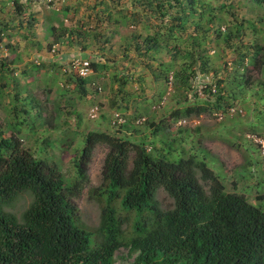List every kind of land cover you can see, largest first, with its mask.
<instances>
[{
  "label": "trees",
  "instance_id": "trees-1",
  "mask_svg": "<svg viewBox=\"0 0 264 264\" xmlns=\"http://www.w3.org/2000/svg\"><path fill=\"white\" fill-rule=\"evenodd\" d=\"M249 1L264 6V0ZM145 2L150 8L154 6L155 14L161 20L169 17L168 11L172 10L174 16L166 29L171 35L177 33L180 36L192 28L188 10L193 13L197 6L201 7L200 0L198 3L195 0ZM205 2L209 1L202 4ZM13 3L21 14L22 6L16 0ZM207 4L203 11H197L198 17L201 20L204 14H210L206 22L213 25L215 34L220 36L217 14L213 12L221 11L226 4L221 2L214 8ZM134 15L137 16L138 11ZM230 17L236 19L234 13ZM31 19L34 22V18ZM195 24L194 30L202 31L200 23ZM240 24L241 28L243 21ZM250 26L254 27L253 24ZM50 30L54 44L60 42L62 35L69 44L76 40L72 30L61 28L60 35L57 34L59 29L51 27ZM88 35L84 33L78 42L82 51L88 50V44L84 43ZM140 36H130L122 45L123 57L127 58L133 50L138 57L158 61L157 71H152L157 84L162 79L167 82V74L174 69L177 58L182 63L174 73L175 81L187 93L193 90L196 70L213 75V82H206L202 89L209 98L202 105L174 110L171 118L218 111L225 114L240 103V94L251 90L261 92V86L258 87L260 84L255 83L252 74L254 71L264 74V46L233 50L231 41L238 35L228 32L223 40L235 52L230 61L234 69L228 70L226 62L212 69L209 60L201 54L205 47L200 42L196 46L190 43L189 49L179 51L178 45L173 48H168L166 42L164 48L160 45V31ZM92 38L94 41L100 39L96 34H92ZM109 40L104 39V45ZM51 45H48L49 50ZM163 51L174 52L167 63L157 58ZM109 62H113L111 66L115 64L114 60L101 59L91 62V68L98 74L108 70ZM6 68L1 62L0 73ZM64 75L68 85H74L82 98L89 95L90 79H82L74 72ZM112 79L118 84L117 94L124 95L127 83L139 80L131 71L126 75L115 71ZM1 87L5 88V83ZM117 100L111 101L112 107L120 108V101L126 103L128 98ZM32 110L40 119L39 126L45 127L50 122L42 118L38 108L33 106ZM25 111V107L21 109L22 114ZM125 125L117 127L125 129ZM147 125L154 136L160 131L161 126L152 121ZM52 129H58V126L54 125ZM67 139L60 144L63 148L68 145ZM140 141L134 142L118 133L88 131L81 140L79 154L73 158L75 177L66 182L56 163L35 157L19 139L3 136L0 132V264H115V255L120 249L127 250L128 257H133L127 264H264V210L251 204L244 194L226 192L224 184L204 162H197L192 156L168 161L157 153L154 156L147 153L146 144ZM97 145H104L107 150L101 184L89 188L90 197L101 204L99 224L90 229L82 222L77 201L89 186L88 166ZM200 180L207 183L208 190ZM160 188L173 199V207L169 210H161L156 201ZM22 195H29L31 203L17 219L5 209Z\"/></svg>",
  "mask_w": 264,
  "mask_h": 264
},
{
  "label": "rangeland",
  "instance_id": "rangeland-1",
  "mask_svg": "<svg viewBox=\"0 0 264 264\" xmlns=\"http://www.w3.org/2000/svg\"><path fill=\"white\" fill-rule=\"evenodd\" d=\"M13 1L0 2V29L4 32V35L0 32V63L4 62L7 66L0 73V132L3 136L16 137L35 157L56 163L66 182H71L75 177L73 158L79 154L83 136L88 131L118 133L134 142L143 141L147 153L153 156L157 153L168 161L192 156L197 162H204L224 184L226 192L244 194L251 204L264 210L263 72L254 71L252 74L255 83L260 84L261 92L251 90L245 91L242 96L240 94L241 101L235 105L233 112H206L175 119L170 117L174 110L202 105L209 98L202 89L206 82H213L212 73L207 75L196 70L193 90L187 93L174 77L182 63L180 58L175 60L174 69L167 74V82L162 79L157 84L153 72L157 71L158 61L138 57L133 50L127 58L122 54V45L130 36L145 37L160 31L158 40L163 48L166 42L168 48L178 45L179 51H185L190 43L196 46L200 42L205 47L201 54L209 60L210 68L216 69L226 62V68L232 70L233 50L264 46V6L249 0H207L209 2L205 4L202 2L206 0H200L201 7L197 6L193 13L188 10L192 28L186 35L180 36L177 33L171 35L166 29L174 16L173 11L167 9L171 15L161 20L155 14L154 6H146L149 4L145 0L117 3L112 0H16L22 6L21 14H18ZM221 2L226 7L213 12L217 14L221 31L217 36L215 27L206 22L210 14H204L200 20L197 11H203L207 3L214 8ZM136 11L137 16L134 15ZM231 13L236 19H231ZM195 23H200L203 34L199 29L194 30ZM51 26L59 29L58 35L62 33L61 28L72 30L76 40L69 44L62 35L60 42L54 44ZM228 32L238 35L231 41L234 43L233 50L223 40ZM84 33L89 34L84 43H91L85 53L78 43ZM92 34L100 39L94 41ZM77 35L80 37L77 38ZM104 39H110L109 43L104 45ZM49 44H52L51 50L55 48L54 53L49 50ZM173 53L163 51L157 58L167 63ZM72 57L89 58L92 62L114 60L115 64L111 66L113 62H109L108 70L88 78L91 82L89 95L82 98L74 85L65 81L63 69ZM249 60L250 57L248 64ZM115 71L122 75L131 71L139 78L127 83L125 95L116 92L118 84L112 79ZM3 83L5 88L1 87ZM93 83L95 86H92ZM123 98H128V101H120V108L111 106V101L118 99L119 102ZM33 106L42 111L45 121H50L45 127L39 126L40 119L34 116L36 111L32 110ZM95 106L98 116L92 119L89 113ZM124 106H127L126 110ZM24 107L26 111L22 114ZM114 113L124 117L125 129L111 126L110 118ZM138 118L145 119L140 126L134 123ZM151 121L161 126L156 136L147 125ZM54 125L58 129H52ZM66 138L68 145L63 148L60 144ZM106 150L104 145H97L94 149L88 166L89 186L77 201L82 222L90 229L99 224L101 204L90 197L89 188L101 184ZM196 173L200 179V172L197 170ZM200 182L208 190L207 183ZM260 197L262 199L258 200ZM156 201L161 210L173 207V199L161 188L156 193ZM30 203L31 197L22 195L5 210L20 219ZM132 260L133 257H128L125 249H120L115 255V264H127Z\"/></svg>",
  "mask_w": 264,
  "mask_h": 264
},
{
  "label": "built area",
  "instance_id": "built-area-1",
  "mask_svg": "<svg viewBox=\"0 0 264 264\" xmlns=\"http://www.w3.org/2000/svg\"><path fill=\"white\" fill-rule=\"evenodd\" d=\"M51 52L54 53L55 50L52 49ZM65 70L66 72L67 71L75 72L82 79H86L94 73L93 69L91 68V60L89 58L72 57L67 62ZM92 86H95L94 83L92 84ZM98 90L100 91L101 88L98 87ZM212 92H215V90L212 89ZM97 111H98L97 106L93 107V109L89 113V117L92 119L96 118L98 115L95 112ZM230 111L233 112L234 109H231ZM144 122H145L144 118H138L135 120L134 123L137 126H140ZM110 123H111V126H120V125L126 124V120L121 114L114 113L110 118Z\"/></svg>",
  "mask_w": 264,
  "mask_h": 264
},
{
  "label": "crops",
  "instance_id": "crops-1",
  "mask_svg": "<svg viewBox=\"0 0 264 264\" xmlns=\"http://www.w3.org/2000/svg\"><path fill=\"white\" fill-rule=\"evenodd\" d=\"M0 2H2V0H0ZM0 4H1V3H0ZM1 5H2V4H1ZM9 25L12 26V23H9ZM51 27H53V26H51ZM51 27H50V28H51ZM0 32H1L2 35H4V34H3V33H4L3 31H0ZM86 44H91V43H90V42H87ZM53 49L55 50V48H53ZM85 52H87V51H84L83 53H85ZM48 62H49V61H48ZM56 64H57V63H56ZM60 64H62V63H60ZM57 65H58V64H57Z\"/></svg>",
  "mask_w": 264,
  "mask_h": 264
},
{
  "label": "clouds",
  "instance_id": "clouds-1",
  "mask_svg": "<svg viewBox=\"0 0 264 264\" xmlns=\"http://www.w3.org/2000/svg\"><path fill=\"white\" fill-rule=\"evenodd\" d=\"M52 49H53V48H52ZM51 51H52V50H51ZM79 58H80V57H79ZM91 62H92V61H91ZM62 64H63V63H62ZM62 66H64V65H62ZM65 69H66V67H64V69H63V72H64V73H66V70H65ZM67 72H69V71H67ZM74 73H75V72H74ZM93 74H94V73H93ZM88 78H89V77H88ZM86 79H87V78H86ZM134 122H135V121H134Z\"/></svg>",
  "mask_w": 264,
  "mask_h": 264
}]
</instances>
